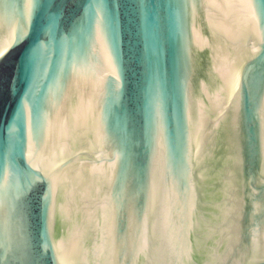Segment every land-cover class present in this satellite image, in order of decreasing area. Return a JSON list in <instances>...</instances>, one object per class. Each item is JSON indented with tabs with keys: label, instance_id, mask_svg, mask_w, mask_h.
Here are the masks:
<instances>
[{
	"label": "water",
	"instance_id": "water-1",
	"mask_svg": "<svg viewBox=\"0 0 264 264\" xmlns=\"http://www.w3.org/2000/svg\"><path fill=\"white\" fill-rule=\"evenodd\" d=\"M0 264H264V0H0Z\"/></svg>",
	"mask_w": 264,
	"mask_h": 264
}]
</instances>
